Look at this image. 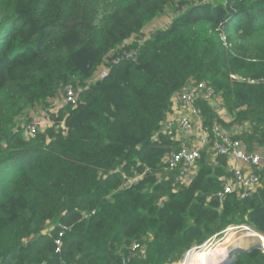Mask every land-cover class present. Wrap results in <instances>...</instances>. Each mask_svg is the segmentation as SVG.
<instances>
[{
	"label": "trees",
	"instance_id": "obj_1",
	"mask_svg": "<svg viewBox=\"0 0 264 264\" xmlns=\"http://www.w3.org/2000/svg\"><path fill=\"white\" fill-rule=\"evenodd\" d=\"M190 80L222 98L224 115L199 100L208 125H238L251 149L264 146V0H0V264H124L137 241L127 264H173L232 224L264 232V182L248 197L214 196L231 177L227 157L204 152L188 185L166 170L180 143L160 129ZM71 82L80 99L48 113L52 126L13 128ZM229 264H264V252L258 243Z\"/></svg>",
	"mask_w": 264,
	"mask_h": 264
},
{
	"label": "built area",
	"instance_id": "obj_2",
	"mask_svg": "<svg viewBox=\"0 0 264 264\" xmlns=\"http://www.w3.org/2000/svg\"><path fill=\"white\" fill-rule=\"evenodd\" d=\"M210 1L212 0H198V2L203 3ZM149 33L141 36L139 39L141 43L146 40ZM136 54V50L123 52L121 57L113 60V63H118L122 58L134 57ZM109 71L110 66L108 64L90 82L105 78ZM231 76L234 79L246 81L245 77L234 74ZM260 80L253 79L251 82L255 83ZM83 88L82 85H77L73 82L68 83L63 90L65 104H76L80 99V93ZM218 96L215 88L207 82L190 80L174 97L173 104L181 112L179 119L170 116L172 111L171 107L167 118L162 122L160 133L170 135L175 141L180 143L179 148L172 150L163 159L166 170L178 171L176 183L180 185H188L196 175L198 161L204 152L208 153L213 160L217 156H225L228 158L229 170L232 173L231 177L226 179L223 187L214 194L223 203L225 198L230 194L237 192L243 197H248L262 185L264 182V146H257L251 149L246 140L239 137L241 127L238 125L231 130H227L218 123L210 126L205 122L203 108L198 102L201 98H204L216 105L215 100ZM224 114H226V110ZM43 124L44 122L41 118H33L27 125V131L35 135ZM158 133L156 136H158ZM142 176V174H138L129 179L128 183L132 184ZM231 226H233L232 229H245L249 235L257 238L260 248L264 252V239H262L264 232H260L248 224H232L228 228ZM66 229L67 227L63 226L59 238L56 239L58 251H60L62 246ZM200 246H196L194 249ZM141 248L142 243L138 241L128 246V253L123 255V263L127 264L132 257L138 255Z\"/></svg>",
	"mask_w": 264,
	"mask_h": 264
},
{
	"label": "rangeland",
	"instance_id": "obj_3",
	"mask_svg": "<svg viewBox=\"0 0 264 264\" xmlns=\"http://www.w3.org/2000/svg\"><path fill=\"white\" fill-rule=\"evenodd\" d=\"M212 1H217V0H212ZM175 15L176 13H174V9H173L167 11L163 15L158 16L153 21L147 24V26L143 30L142 36L146 35V33H148L151 29H154L155 27L156 28L167 27L172 22V19ZM134 38H131V41H133ZM103 68L104 67H101L95 73L94 77L97 76ZM215 102L217 103L218 99H216ZM64 104H65V99H64V93L62 92L58 97L51 99L49 102L38 104L33 109L27 110L23 115H21L18 118L16 125H14L13 128L17 126L19 127L27 126L28 123L33 118H41L44 124L42 125L39 131H44L47 127L53 125V121L48 117V113L50 112L56 113L60 109V107ZM219 108L223 110V106H220ZM240 225H245V224H240ZM232 227L233 226L227 228L221 235L213 237L212 239L204 243L202 246L195 249L194 248L190 249L186 253L183 260L175 263L176 264L181 262L188 263L190 261H194V254L198 256V253H200V257H201L200 260L196 259V262L198 264H205V262L209 264H227L228 262L230 263L234 259V255L236 251L246 250L253 246L258 245L259 240L249 235L248 231H246L245 229H232ZM222 245L227 249L226 258H224L222 255H215V252L213 251L214 249H217ZM205 250L211 252L210 257H208V259L206 258L207 260L204 259V257H202V251Z\"/></svg>",
	"mask_w": 264,
	"mask_h": 264
},
{
	"label": "crops",
	"instance_id": "obj_4",
	"mask_svg": "<svg viewBox=\"0 0 264 264\" xmlns=\"http://www.w3.org/2000/svg\"><path fill=\"white\" fill-rule=\"evenodd\" d=\"M159 28H162V27H159ZM155 29H158V28L155 27L154 29H151L150 31H153V30H155ZM150 31H149V32H150ZM217 99H218V102L216 103V109L218 110V112H219L220 114H224L226 109H225V107H224V104H223L222 98H221L220 96H218ZM55 101H57V100H55ZM220 106H223V110H221V109L219 108ZM60 108H61V107H60ZM180 115H181V112L178 111V108L173 104V106H172V111H171V113H170V116H171L172 118L179 119Z\"/></svg>",
	"mask_w": 264,
	"mask_h": 264
},
{
	"label": "bare ground",
	"instance_id": "obj_5",
	"mask_svg": "<svg viewBox=\"0 0 264 264\" xmlns=\"http://www.w3.org/2000/svg\"><path fill=\"white\" fill-rule=\"evenodd\" d=\"M229 236V235H228ZM228 243V242H227ZM224 244V243H223ZM215 252V255H222L224 258H226V255H227V249L226 247H224L223 245L218 247L217 249H214L213 250ZM211 255V252L209 251H202V257H204V259H208V257H210ZM206 259V260H207Z\"/></svg>",
	"mask_w": 264,
	"mask_h": 264
},
{
	"label": "snow or ice",
	"instance_id": "obj_6",
	"mask_svg": "<svg viewBox=\"0 0 264 264\" xmlns=\"http://www.w3.org/2000/svg\"><path fill=\"white\" fill-rule=\"evenodd\" d=\"M262 239H264V237H262Z\"/></svg>",
	"mask_w": 264,
	"mask_h": 264
}]
</instances>
